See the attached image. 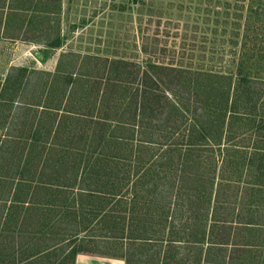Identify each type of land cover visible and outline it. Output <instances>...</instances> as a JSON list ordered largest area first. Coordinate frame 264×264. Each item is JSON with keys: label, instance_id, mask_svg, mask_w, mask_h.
<instances>
[{"label": "trees", "instance_id": "1", "mask_svg": "<svg viewBox=\"0 0 264 264\" xmlns=\"http://www.w3.org/2000/svg\"><path fill=\"white\" fill-rule=\"evenodd\" d=\"M225 9L226 65L143 48L0 75V264H264V0Z\"/></svg>", "mask_w": 264, "mask_h": 264}, {"label": "rangeland", "instance_id": "2", "mask_svg": "<svg viewBox=\"0 0 264 264\" xmlns=\"http://www.w3.org/2000/svg\"><path fill=\"white\" fill-rule=\"evenodd\" d=\"M230 1L0 0V75L10 66L53 72L67 52L80 59L85 55L142 59L143 48H167L168 60L174 64L226 65L234 26L231 10L221 9ZM57 37L59 48L47 46ZM69 61L64 59V68ZM21 242L15 240L16 248ZM12 245L5 241L2 253ZM74 264L124 263L84 254Z\"/></svg>", "mask_w": 264, "mask_h": 264}]
</instances>
